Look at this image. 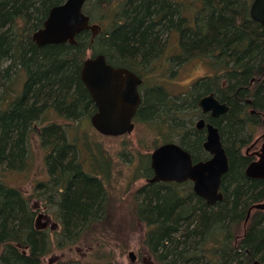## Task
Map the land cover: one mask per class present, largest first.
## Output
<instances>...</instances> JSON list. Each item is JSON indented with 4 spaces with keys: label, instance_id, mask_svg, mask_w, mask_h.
Here are the masks:
<instances>
[{
    "label": "trees",
    "instance_id": "obj_1",
    "mask_svg": "<svg viewBox=\"0 0 264 264\" xmlns=\"http://www.w3.org/2000/svg\"><path fill=\"white\" fill-rule=\"evenodd\" d=\"M65 1L0 0V168L25 170L31 142L37 140L47 149V168L55 180L49 185L56 194L63 190L64 238L69 242L81 237L92 227L90 219L95 223L106 215L104 184L111 168L97 147L98 157L91 158L95 175L83 173L77 159L82 153L92 155L94 144L80 148L78 138L75 144L68 138L72 122L88 118L94 109L80 79L83 62L90 51L104 54L115 67L149 70L176 34L181 54L170 61L172 66L202 57L215 72L224 71L227 80L222 100L230 109L218 125L230 158L224 199L208 205L194 192L148 184L135 193L134 221L147 222L145 245L158 264H264V212L254 210L246 222L250 207L264 201V181L245 175L247 161L237 150L246 135L244 100L253 99L264 113V27L251 19L250 0H88L85 13L102 26L93 44L85 31L76 45L37 46L33 33L50 9ZM215 82L202 80L192 88L194 107ZM166 103L162 89L151 90L141 117L154 123ZM202 139V132L195 130L184 139L194 158L200 156ZM32 219L21 194L0 180V264H42L51 243L34 230ZM249 221L236 241L234 225ZM15 242L30 244L29 255L19 253Z\"/></svg>",
    "mask_w": 264,
    "mask_h": 264
},
{
    "label": "rangeland",
    "instance_id": "obj_2",
    "mask_svg": "<svg viewBox=\"0 0 264 264\" xmlns=\"http://www.w3.org/2000/svg\"><path fill=\"white\" fill-rule=\"evenodd\" d=\"M252 2L253 0H250L249 6H251ZM178 47L179 37L176 34H172L161 58L149 68L150 73L147 76L150 80L155 81L156 77H153V75L159 76L162 74L160 79H166L171 83H164L167 88L173 94L177 93L180 95L189 90L192 84L199 78L209 75L210 68L205 58L194 57L190 61H180V64L173 69L176 72L169 75L166 58L172 54H177ZM91 55L92 53L89 51L88 56ZM183 111L181 109V113ZM186 111L192 117L190 118L187 115V120L192 122V126H195L197 122L195 117L198 115H195V107H192V111L189 109ZM50 118L51 121L55 119L53 116ZM50 118L46 117L45 119L47 120L44 121H48ZM156 118L154 123L152 121L150 123L143 121L138 123L134 133L127 137V139L102 137L90 125L89 118L82 117L79 122H72L73 125L68 133L70 142L75 144L76 137L79 140L78 146L80 148L86 144L90 146L92 143L94 144V148L93 146L91 147V149L93 148L91 150L92 155L88 152V156L82 153L79 155L80 161H83L86 157H98L99 153L97 151L99 150H97V147L107 156L106 159L111 161L108 182L112 188L109 189L108 206L105 214L107 217H113V219L101 218L100 222L92 225L81 237L78 236L75 240L69 242H67L68 240L64 236L51 235L49 238L51 251L44 258L43 264H157L154 258L150 257V253L145 245V236L149 228L139 220L134 221L137 219L136 206L134 205L135 193H137L140 187L145 185V178L143 179L144 176L141 175L144 173L142 168L149 167V156L159 145L158 136L169 135V137L176 140L179 137L175 133L176 128L186 126L184 121L178 120L179 122H175L176 124L173 122L175 125L173 127L170 126L171 129L166 131L168 134H165L164 130H162L163 125L162 123L160 124V120L164 118ZM39 124L43 127L42 124L44 123L42 122L41 124L40 122ZM261 131L262 129L259 130L258 135L261 134ZM36 139L39 138L36 137ZM46 152L47 149L44 150L37 140L31 142L30 159L26 169L15 172L0 168V180L7 185L12 186L14 184L31 189L32 183H35L36 180L41 181L47 177L45 167ZM87 164L89 163L87 162ZM254 213L255 211L252 212V215ZM250 222L247 225L243 222L234 225L233 233L236 241L241 239ZM100 231L101 235L99 234ZM95 239L100 240V242H96ZM90 247L91 249H89ZM132 251L138 257L136 263H132L130 260L129 253Z\"/></svg>",
    "mask_w": 264,
    "mask_h": 264
},
{
    "label": "water",
    "instance_id": "obj_3",
    "mask_svg": "<svg viewBox=\"0 0 264 264\" xmlns=\"http://www.w3.org/2000/svg\"><path fill=\"white\" fill-rule=\"evenodd\" d=\"M87 2L88 0H66L52 7L43 26L33 33V42L37 46L65 43L76 45L78 35L87 31L92 35L93 44L102 32V27L91 23L84 11ZM250 15L264 27V0L253 1ZM80 78L96 104L97 111L91 117L94 129L106 137L132 133L135 128L133 120L140 105V78L126 68L109 64L104 54L87 58L83 62ZM199 105L204 113L212 112L213 117L228 111V106L220 104L213 94L202 97ZM204 125L203 119L197 123L199 128ZM207 132L204 149L211 155L209 160L194 163L191 153L178 144H164L151 154L154 176L150 183L191 181L194 193L208 205L221 202L224 199L223 178L230 169V162L218 128L208 124ZM246 174L250 178L264 179V146L260 160L252 163ZM252 210L264 211V202L250 207L246 222ZM130 258L134 260V252L130 253Z\"/></svg>",
    "mask_w": 264,
    "mask_h": 264
},
{
    "label": "flooded vegetation",
    "instance_id": "obj_4",
    "mask_svg": "<svg viewBox=\"0 0 264 264\" xmlns=\"http://www.w3.org/2000/svg\"><path fill=\"white\" fill-rule=\"evenodd\" d=\"M249 14H250V10H249ZM250 17H251V15H250ZM177 51H178L177 54H172L166 58V64H167V69L169 71V75H170V73L173 74L176 72L173 70L174 66L171 65L170 61L172 59H174V57H178L181 54V49L179 47L177 48ZM191 59L192 58H189V60H191ZM205 60H206L208 66L210 68V74L199 78L194 84H192V86L189 88V90L185 91L184 93H182L180 95H178L177 93L173 94L171 92V90L169 88H167V86L164 83L165 82H168L169 84H171V83L166 79L165 80L160 79L162 74H160L159 76L153 75V77H156V80H155L156 82H155V81L150 80L149 77L147 76V74L150 73V70H148V69L137 70L136 68H131V69L127 68L128 70L135 73L140 78V80L142 81V83L138 85V93L140 96V105L137 109L136 115H135L134 120H133V122L135 124V128H134L133 132L130 134H125V135L118 136V137H107V138H121V139L126 138L127 139V137H129L130 135H132L134 133L138 123H140L141 121H143L145 123H150V122H147L145 119H143V117H141L140 114L144 108L146 98H147L148 94L150 93V91L154 90L156 88H159V89L163 90L165 97H166V101H167L166 110L161 109V110L157 111V113H156V114H158V118H162V117L164 118V121L162 124L163 125L162 130H164L163 132H165V134H168L166 131L171 129V127H170L171 124L172 125L176 124L175 123L176 120L184 121L186 127L176 128L175 133H177L179 136L176 140L169 137V135L161 136V134H160L161 137L158 136L159 145L155 149L159 148L160 146H162L164 144L175 143V144H178L179 146H181L182 148H184L185 150H187L188 152L191 153L194 163L209 160L211 158V155L204 149V143L207 139V134H208L207 126H208V124H212L218 128L219 133L221 135V140H222L223 146L225 147L223 137H222V133H221L220 127L218 125L222 124L220 122V120H222L224 115L228 113L230 106L228 105V103H226V102H224V100H222V93L227 87L226 86L227 80L224 79V71L216 70V72H215L214 68L211 67V61L209 59H205ZM186 61H188V60H186ZM108 63H110V62H108ZM110 64H112V63H110ZM124 68H126V67H124ZM163 75H165V74H163ZM213 79H216V82H215L217 84L216 87L214 86V87H212V90H209L206 93H203L199 97L197 102H195V109H196L195 115H197V114L198 115L195 117V119H197L195 126L194 125L192 126V124H191L192 122L191 121L189 122L187 120L188 117H190V118H192V117L186 111L187 109L192 111V107H193V105H192L193 104V102H192L193 97L191 94L192 88L198 82H200L202 80L211 81ZM254 81H255V79L253 78L251 83L253 84ZM84 87H85V85H84ZM86 90L88 92L89 98L91 99V101L94 105L93 106L94 109L92 110L93 112L88 117L89 123L92 126L91 117L96 113L97 108H96V104L92 100L91 95H90L87 88H86ZM210 94H213L215 96L216 100L220 104H226L228 106V111L226 113H224L218 117H213L212 112L204 113L203 109L199 105V102H200V99L202 97L208 96ZM244 103L246 105H248V107L246 108V114H245V116L242 117L243 119H245V118L247 119V126H246V131H245L246 135L244 136L243 142H241L242 144L237 147V150H239L240 155L243 158H245L247 161L246 166H245V175L247 176V174H246L247 169L249 168V166L252 163H255L258 160H260V154L262 153V149L264 146V113H262L256 109L255 105L253 104V99L247 98L244 100ZM181 109L184 110L183 113H181ZM187 115H189V116L187 117ZM246 115H247V117L251 116L252 118L248 119L246 117ZM201 119H203L205 121V125L203 126V128L197 127V123ZM160 121H162V120H160ZM173 122L175 124H173ZM168 123H171V124L169 125ZM188 123H189V125H188ZM72 125H73V123H72ZM260 129H262V131H261V134L258 135V132ZM192 130L202 132V135H203L202 144L200 146L199 158H194L192 152L189 151L188 149H186V147L184 146V139L191 135ZM99 135H101V134H99ZM101 136L105 137L103 135H101ZM151 154L149 156V164H148L149 172L144 171L145 176L143 175L144 176L143 179L145 178L144 179L145 185L140 187L138 189V191L142 190L148 184H154V183H150V180L154 176V171L151 168ZM227 155H228V153H227ZM46 157H47V155L45 156V167L47 170V174H46L47 177L45 179H43L41 181L36 180L35 183L31 184V189H26L24 187H20L18 185H14V184H12V186L11 185H8V186L11 187L13 190H17L21 194V196L24 199V203H25L27 209L32 214V218H33L32 224H33L34 230L41 233L45 237V240L49 241L50 236L53 234L55 236H57V235L64 236L63 233H64L65 223H64L61 211H60V203H61L60 193H62L63 190H60L59 194L54 193V189H53L54 185L53 184L55 183L54 182L55 180H54V178L51 177V175L48 171L47 163H46ZM228 157H229V155H228ZM87 162L89 164H87ZM229 162H230V158H229ZM77 163L79 165H81L83 173L90 175V176L95 175L96 167L94 166L90 157L84 158L83 161L82 160L80 161V159L78 158ZM89 165H90V168H89ZM15 172H18V171H15ZM248 178H250V177H248ZM51 179L53 180L52 186L49 185V183H51ZM250 179H256V180L264 181V179H261V178H250ZM108 181L109 180H106L105 184H104L105 190H106V195H107V197H105V200H106L107 204L105 203L103 215L107 211L108 199H109V196H108L109 189L112 188L111 184ZM155 183L160 184L164 188L169 187V188L174 189V190L178 189L181 193H185V194L194 192V185L191 181H186L183 183H176V182H155ZM41 185H43V186H41ZM66 187L67 186H63V189H66ZM253 211L254 210H252V212ZM252 212H251V214H252ZM262 212H264V211H262ZM251 214H250V216H251ZM105 217L108 220L113 219V217L111 218V216L107 217V215H106ZM139 221H141L147 225V222H145L143 220H139ZM96 223L97 222L94 223V221H92L91 219L88 222V224H91V225L96 224ZM13 244H14V247L16 248V250L23 255H29V253L31 252L32 246L30 244L17 243V242H15ZM89 249H91V247ZM146 249H148L147 246H146ZM132 252H134V251H132ZM130 253H129V257H130ZM48 254H49V252H46L45 255L41 257L42 264H43L44 258ZM150 257H151V255H150ZM130 260L132 261V263H136L138 261V257L135 254L134 260H132L131 258H130Z\"/></svg>",
    "mask_w": 264,
    "mask_h": 264
},
{
    "label": "bare ground",
    "instance_id": "obj_5",
    "mask_svg": "<svg viewBox=\"0 0 264 264\" xmlns=\"http://www.w3.org/2000/svg\"><path fill=\"white\" fill-rule=\"evenodd\" d=\"M49 14V13H48ZM189 60V59H188ZM190 61V60H189Z\"/></svg>",
    "mask_w": 264,
    "mask_h": 264
}]
</instances>
